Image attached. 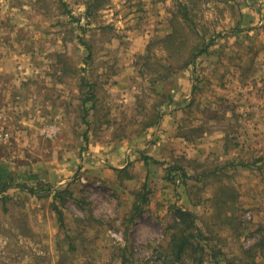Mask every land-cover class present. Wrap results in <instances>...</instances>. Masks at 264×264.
I'll list each match as a JSON object with an SVG mask.
<instances>
[{"label": "rangeland", "instance_id": "1", "mask_svg": "<svg viewBox=\"0 0 264 264\" xmlns=\"http://www.w3.org/2000/svg\"><path fill=\"white\" fill-rule=\"evenodd\" d=\"M0 165V264H264V0H0Z\"/></svg>", "mask_w": 264, "mask_h": 264}, {"label": "trees", "instance_id": "2", "mask_svg": "<svg viewBox=\"0 0 264 264\" xmlns=\"http://www.w3.org/2000/svg\"><path fill=\"white\" fill-rule=\"evenodd\" d=\"M91 10V6H88V10L87 12H90ZM193 9L189 6V4L185 3V2H180L179 4V9L176 12V15H174V21H173V32L168 35L166 37V40L171 44L170 48L173 49V45L175 48L180 47L184 44V40L181 38V36L187 31H193L195 33H197V29H198V25L196 24V22L193 20ZM180 15V18L179 16ZM203 45L201 47H197L196 49H194L193 54L191 55V57L189 58V63H195V61L197 60V58L206 53L210 47L213 44V40H210L209 42L202 43ZM186 65V63H185ZM87 85L90 88V91H93L94 86L91 83H87ZM91 99L95 98V95L93 93ZM153 125H155L156 123H158V118L157 120H154ZM26 188L29 192L33 193V194H37L39 193L38 189L36 188H27L25 185L22 184H18L16 183V178L14 175H12L8 169L3 166L0 165V194H5L7 193L10 189L12 188ZM45 190V189H44ZM66 189H62V190H57L54 193V200H56L57 198H61L62 199V205L64 204V198L62 195L65 193ZM49 193H51V190H49ZM142 199L145 202H147V197L144 194H142ZM54 205V209L58 214V219L60 221V223H62V226H64V214L61 208H59V205H57L54 201L53 203ZM179 218H180V223L179 225H186L184 226L185 228H182L181 232H179L180 237L178 238V245L174 246L175 240L177 239L176 236L173 237L174 242L170 244V246L174 249V257L178 260H181L186 247H192L194 244H197L200 247V244L198 242V237L195 236V229L196 228V224H195V216L193 213H191L190 211H184V210H179L178 212ZM181 225V226H182ZM188 227V229H187ZM202 248V247H201Z\"/></svg>", "mask_w": 264, "mask_h": 264}]
</instances>
